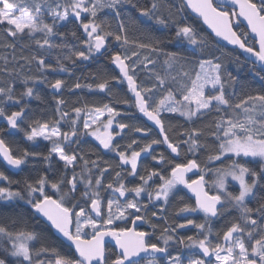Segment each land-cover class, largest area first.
Segmentation results:
<instances>
[{
    "label": "snow or ice",
    "instance_id": "6c2138e0",
    "mask_svg": "<svg viewBox=\"0 0 264 264\" xmlns=\"http://www.w3.org/2000/svg\"><path fill=\"white\" fill-rule=\"evenodd\" d=\"M188 9L211 30L207 36L187 21ZM105 11L110 21L101 18ZM69 35L82 47L69 43ZM221 41L233 49L225 51ZM169 44L178 47L167 50ZM18 45L21 53L28 49L30 54L17 57ZM0 48L12 50L11 58L0 54V119L10 134L15 130L28 142L42 139L51 145L46 153L14 149L0 128V157L8 166L23 171L29 158L46 165L36 178H25L22 189H13L21 181L0 171V264H160L157 254L165 264H264V0H0ZM54 52L55 64L48 63ZM160 55L167 69L179 66L181 71L155 72L148 85L138 83L137 68L154 67L152 57ZM97 56H107L119 75L93 74L94 83L77 78L69 85L32 71L34 63L36 73L72 75L77 62ZM189 65L191 71L184 70ZM125 81L131 102L114 91L113 82ZM38 84L53 90L55 115L48 119L29 115L26 98L46 102L35 91ZM85 88L104 93L108 102L73 106L75 116H70L64 90ZM120 103L134 107L158 131L123 122L127 114L115 106ZM213 111L219 119L209 126L214 128L209 141L204 129L194 125ZM165 114H179L193 126L173 139ZM64 125L68 130H61ZM87 137L114 153L118 163L90 159L80 147ZM160 145L166 146L167 156L156 153ZM201 149L208 152L203 165L197 156ZM182 150L186 162H178ZM149 156L152 167L141 164ZM247 158L258 167L248 166ZM53 160L62 162V169H54ZM215 162H220L217 167H208ZM193 170L200 173L197 179L187 177ZM206 173L214 176L211 188ZM106 175L112 179L104 183ZM126 176L139 183L129 186ZM229 180L238 192L228 190ZM178 186L194 194L195 204L181 200L176 214L202 212L206 223L185 217V223L172 227L161 216ZM102 191L110 195L104 198ZM158 203V210H152ZM232 212L238 219L211 240L207 221ZM152 218L167 225L159 237L163 246L137 230V221L155 230ZM129 220L133 227L116 225ZM189 225L199 229L197 238L175 235ZM49 230L63 238L60 243ZM107 237L115 241L114 251L106 247ZM63 241L72 250L66 252ZM170 242L187 251L171 254Z\"/></svg>",
    "mask_w": 264,
    "mask_h": 264
},
{
    "label": "trees",
    "instance_id": "16d2710c",
    "mask_svg": "<svg viewBox=\"0 0 264 264\" xmlns=\"http://www.w3.org/2000/svg\"><path fill=\"white\" fill-rule=\"evenodd\" d=\"M141 3L143 4H147L149 3V0H141ZM102 19H106V20H111V16L107 14V11H105L104 13L100 14ZM186 17H187V21L189 23H192L197 30L202 31V34L207 36V34L209 33V31L206 29V27L203 25L202 21L199 18L193 17L190 12L187 10L186 13ZM70 28L73 26H69ZM61 31H67L66 29L62 28ZM78 35H79V30H78ZM55 40V42H60L59 38H53ZM68 42L71 44H76L77 47H82L81 45H79L75 40H73V38L69 35L68 36ZM221 44L225 45L224 50L225 51H229L232 50L233 47L232 46H228L225 43H223L221 41ZM167 50H175L178 45L176 44H169L166 46ZM34 50V48H33ZM11 49L5 50L3 48H0V54H7L9 55V58H11ZM236 52H239V50L237 49ZM21 54L23 55H29L30 51L28 49H24L23 53H21V49L20 46H17L16 49V55L17 57H19ZM153 59L157 60L156 65L153 67L152 65H149L147 69H141V68H137V81L138 83H143L145 85H148L151 81H150V77L154 78V73L155 72H159L161 74H164L166 71L171 72L172 75H176L177 72L181 71V69L179 68V66H177L174 69H167L166 66L163 65V55H160L159 57L153 56ZM48 63H52L55 64V52L53 53V55L48 56L46 58ZM21 63H23V61H21ZM0 66H2V62H0ZM229 70L233 71V74H235V66L234 65H229ZM184 70L187 71H191V66H187ZM32 71L33 74H38V75H46L48 76V79L50 80H54L56 78H61V79H65L67 81V83L69 85H72L76 82L77 78H80V82L81 83H94L93 80V74H99V73H106L110 76H118L119 73L117 72V70L115 69L114 65L110 62L109 58L107 56H97L95 59L91 60V61H85V62H77L76 66L72 67V75H69L68 73H63V72H56V73H36V69H35V64L33 63L32 65ZM242 75H247V73H242ZM0 78H2V74H0ZM249 79L251 78L250 76L248 77ZM113 84L115 85V89L114 91H116L119 94V98L120 99H128L130 102L132 100V94L130 91H128V87L126 84V81L122 84H116L115 82H113ZM257 86L258 85H254ZM22 88L19 85V83L17 84V92L21 91ZM35 91L37 93H39L42 97L43 100L46 101L45 103H42L41 101H37L35 99H30V98H26L27 99V103L29 104V108H30V112L29 115L31 116H37L40 117L41 119H48L50 117H53L55 115V101L52 99V95L53 93L51 92V89H48L45 85L43 84H38L35 86ZM63 99L66 100L67 102V108L64 110L69 111L70 116H75V113L71 112V109L73 106H82L83 103L87 102L90 105L91 104H99L100 102H108L107 98L105 96L104 93H99V92H90L88 89H77L75 90V92H69L67 89L64 90L63 92ZM117 107L118 110H120L122 113L127 114L124 119L123 122H128V123H138L144 126H148L150 127L143 119L142 115L139 114L136 109L134 107H131L130 105H126V104H116L115 105ZM12 110H15L14 108ZM131 117H135L136 119L133 120L131 119ZM166 117V126L167 123L170 122V124L172 125L173 131L170 132V136H172L173 139H176V135L185 130V129H190L193 124L192 122L186 121L184 118L176 115V114H165ZM117 119H121V117H118ZM219 119V116L217 113H215L214 111L211 113H208L202 117H200V119L195 121V127L198 128H202L204 129V133H205V138H207L209 141L212 139V137L209 136V132L213 131L214 128H210L209 126L212 125L214 123L215 120ZM26 127V125H25ZM0 128L5 129V132L3 134L5 140L7 142H9L13 148H28L30 151H40V152H44L46 153L48 148L51 146L50 143L47 142H38L36 144H33L31 142H28L25 140L24 138V134L22 132H17V131H12L11 134L8 132L7 130V125L6 122L3 121L2 119H0ZM151 128V127H150ZM153 129V128H152ZM62 131H66L68 130V126L64 125V127L61 129ZM156 131L153 129V133H155ZM131 135V134H129ZM137 137L140 134H135ZM86 140V142L84 144H82L80 147H82L84 149V152L88 154L90 159L96 160L97 157L101 158L102 160H107L110 163H118V158L115 156L114 153H110V152H106L105 150H103L100 146H98L92 139L90 138H84ZM119 139V138H117ZM127 141V136L125 137V141H121V143H125ZM75 147V146H74ZM211 147V145H210ZM155 150L156 153H161L163 152L166 156L168 155V151L165 150L164 145H160V146H155ZM214 150V149H213ZM207 155L208 152L204 149H201L198 153V159L201 162V164L203 165L206 161H207ZM188 158H191V155H188ZM248 161V166L250 167H258V162L256 161H251L250 159H247ZM178 162H186L185 160V154L184 151L182 150L181 153V157L178 159ZM220 162H215L212 164H208L209 168H215L219 165ZM225 163H227V161H225ZM141 164L148 166V167H152L154 165V162L151 160V157H147V158H143L141 159ZM53 168L54 169H62V162L60 164H57L55 162V160H53L52 162ZM23 171H18L16 173H12L10 171H8L5 166L2 164V162L0 161V171H3L7 176H9L10 179L14 180V181H21V183L19 185L17 184H13L12 188L13 189H17L23 188V180L25 178H30V179H34L36 178V176L39 173H42L46 170V165L44 164L43 161L39 160V159H32L29 158L28 162L22 166ZM119 170V169H117ZM80 168L77 167L76 168V172H79ZM95 171V170H94ZM51 175V173H49ZM71 171L69 170L68 175L69 177L71 176ZM167 174V173H165ZM200 174V173H199ZM114 175V173L112 174ZM112 175H106L105 179H104V183H107L109 180L112 179ZM205 180L208 181V187L209 184H211L212 180H213V175L212 173H206L205 174ZM4 182H1V184H3ZM125 183H127L129 186H132L136 183H139L138 178H132V177H125ZM83 190V186L81 185V191ZM228 190L229 191H234V192H238V188L232 184L228 185ZM78 198H79V193L77 194ZM110 195V193L108 191H102L101 192V196L104 198H107ZM181 200H183L184 202L193 204V201L188 197V195L183 192L181 189L178 193V195L173 198L171 200V204L168 207V211L165 213H162L161 216L167 217V223L169 225H171L172 227H175L176 224L178 223H185V218L182 217L181 215H177L175 212V209L182 206ZM21 205H23V202H20ZM194 205V204H193ZM24 210H27V206L23 205ZM238 219V214L235 212H232L228 215L225 216H221L219 218H216L214 220H209L207 221V224H209L213 230V234L211 235V238L215 241L216 237H215V233L216 232H222L224 230H226V228L228 226H230L229 221L230 220H235ZM193 220L196 223H206L205 219L201 216H195L193 218ZM153 223L157 224L156 229L154 230L152 227H150L148 224V229H143L142 231H146L148 233L151 234L150 236V240L153 243H156V241H161L159 239L160 235H161V230L167 226L165 224V221L163 219H154L152 220ZM116 225L120 226V227H125L128 225V221H124V222H119ZM41 227H43V224H41ZM198 233H199V229H197L195 226L192 225V227L186 228L182 231H179V229H177L175 235L177 237L179 236H193L194 238L198 237ZM49 236L52 240H55L57 243H60L61 240H59L53 233L51 230H49ZM170 246L171 248L180 251L183 246L176 244L175 242H170ZM63 247L64 250L66 252L72 250L69 248V246L65 245L63 243ZM107 248L109 249V251H112L111 248H109V246H107ZM174 253H178V252H174Z\"/></svg>",
    "mask_w": 264,
    "mask_h": 264
},
{
    "label": "water",
    "instance_id": "95a60500",
    "mask_svg": "<svg viewBox=\"0 0 264 264\" xmlns=\"http://www.w3.org/2000/svg\"><path fill=\"white\" fill-rule=\"evenodd\" d=\"M188 11L190 12V14L193 16V17H196V18H198L197 16H196V14L195 13H192L191 12V9H188ZM202 21V20H201ZM203 23V22H202ZM246 23V22H245ZM205 27H206V29H207V26L206 25H204ZM209 32L211 31L210 29H207ZM223 42V41H222ZM223 43H225L226 44V42H223ZM227 45V44H226ZM228 46H231V45H228ZM233 47V46H232ZM243 55H247L246 53H244ZM99 57V56H98ZM114 67H115V69L117 70V72L119 73V69L114 65ZM126 84H127V82H126ZM128 87V86H127ZM51 92L53 93V90H51ZM143 117V116H142ZM143 119H144V121L151 127V128H153L155 131H158L156 128H155V126L154 125H152L151 124V122L150 121H147V119H146V117H143ZM165 147V149H166V146H164ZM0 161L2 162V164L5 166V168L8 170V171H10V172H12V173H16V172H18L19 170H17V169H12L10 166H8L7 164H6V162L3 160V158L2 157H0ZM198 176H199V171L198 170H193V172H190V173H188L187 174V177L189 178V179H197L198 178ZM180 189L183 191V192H185L187 195H188V197L193 201V204H195V197H194V194L193 193H191L188 189H186V188H184L183 186H180ZM214 219H216V218H212L211 220H214ZM142 225V221H137V228L139 227V226H141ZM130 227H133V225L131 224L130 225ZM52 231V233H54V230H51ZM57 238H58V234H54ZM59 240H62L63 238H58ZM106 247L107 246H111V247H113L114 248V245H115V241L114 240H112L110 237H107L106 238ZM63 243L65 244V245H67L68 246V242L67 241H63ZM114 250H115V248H114ZM158 256H159V254H157Z\"/></svg>",
    "mask_w": 264,
    "mask_h": 264
},
{
    "label": "rangeland",
    "instance_id": "374dc122",
    "mask_svg": "<svg viewBox=\"0 0 264 264\" xmlns=\"http://www.w3.org/2000/svg\"><path fill=\"white\" fill-rule=\"evenodd\" d=\"M176 115H178L179 116V114H176ZM181 117V116H180ZM183 118V117H182ZM12 131H14V130H12ZM88 138H90V139H92L91 137H88ZM93 140V139H92ZM94 141V140H93ZM38 142H47V141H43L42 139L41 140H38L36 143H38ZM96 144H98V142H96V141H94ZM32 143V142H31ZM35 143V144H36ZM47 143H49V142H47ZM247 159H250L251 160V158H247ZM213 179H214V176H213ZM0 184H1V182H0ZM229 184H232V185H234V186H236L237 188H238V185L234 182V181H231V180H229ZM179 187V189H180V186H178ZM212 187V182H211V184H209V188H211ZM213 191H214V189H213ZM143 199L146 201L147 200V197H146V195L143 197ZM158 208H159V203L157 204V209L156 210H158ZM162 214V213H161ZM195 216H202L204 219H205V216H204V214L202 213V212H196V213H185V214H182V217H186L187 219H192L193 220V218L195 217ZM119 222H124V221H116V224L117 223H119ZM189 227H192V225H189V226H187L186 228H189ZM186 228H182V229H179V231H182V230H184V229H186ZM211 240H213L212 238H211V236L209 237ZM214 241V240H213ZM215 242V241H214ZM185 251H187V250H183V252H185ZM193 251H197L198 252V250H196V249H194Z\"/></svg>",
    "mask_w": 264,
    "mask_h": 264
},
{
    "label": "flooded vegetation",
    "instance_id": "af4514ba",
    "mask_svg": "<svg viewBox=\"0 0 264 264\" xmlns=\"http://www.w3.org/2000/svg\"><path fill=\"white\" fill-rule=\"evenodd\" d=\"M97 145H98V144H97ZM98 146H99V145H98ZM152 210H156V209H152ZM148 215L151 216V212H149ZM154 219H157V218H152V220H154ZM130 225H131V222H130V220H129V221H128V225H127V227H130ZM148 228H149L148 225H147L146 223H143V222H142V225L139 226V227L137 228V230L142 231L143 229H148ZM156 243H158V244H160L161 246H163L162 241H156ZM170 244H171V243H170ZM109 248H111L112 251H114V248H113V247L109 246ZM183 250H184V249L182 248L180 251H177V250H175V249L169 247V251H170V253L173 254V255L176 254V253H174V252H183ZM158 258L160 259V264H165V260H164L163 258H160V256H158Z\"/></svg>",
    "mask_w": 264,
    "mask_h": 264
}]
</instances>
